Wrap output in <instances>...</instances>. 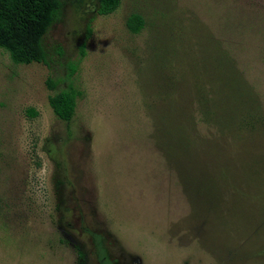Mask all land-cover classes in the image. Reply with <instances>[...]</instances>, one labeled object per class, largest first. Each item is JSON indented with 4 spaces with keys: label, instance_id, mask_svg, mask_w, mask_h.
I'll return each mask as SVG.
<instances>
[{
    "label": "rangeland",
    "instance_id": "374dc122",
    "mask_svg": "<svg viewBox=\"0 0 264 264\" xmlns=\"http://www.w3.org/2000/svg\"><path fill=\"white\" fill-rule=\"evenodd\" d=\"M222 1L64 0L47 64L0 49V264H264V0Z\"/></svg>",
    "mask_w": 264,
    "mask_h": 264
},
{
    "label": "trees",
    "instance_id": "16d2710c",
    "mask_svg": "<svg viewBox=\"0 0 264 264\" xmlns=\"http://www.w3.org/2000/svg\"><path fill=\"white\" fill-rule=\"evenodd\" d=\"M63 1L64 0H0V49L7 52L11 60L16 64H31L33 62L47 64V52L44 47L43 38L49 27L58 18ZM98 1V13L104 15L116 11L121 3V0ZM225 1L226 0H223L222 3H225ZM126 24L130 32L138 34L145 26V19L142 14L134 12L128 17ZM221 24L225 26L224 29L234 31L231 28L233 21L228 20V18L223 19ZM243 43L244 42H242V45ZM216 44L220 45L223 53L229 56H236L234 51H230L225 47L223 40L217 38L213 41V46ZM213 46L210 48H214ZM82 53L84 54V50H82ZM241 59L242 66L244 65L245 67L244 62L250 65L249 59ZM226 70V67L222 65L220 85L225 88H231L224 78V76L228 74ZM250 82L249 78L243 81V83H247L252 87L253 93H258L259 90L255 89V85ZM47 85L50 90H54L57 87V82L53 79H48ZM221 90L224 89L221 88ZM81 95L82 92L77 87L69 85V87L55 94H51L49 96V104L59 119L70 121L76 113L77 101ZM246 107L245 112L237 118L239 124H242V129L250 130L253 129L254 124L257 122L264 123V110L261 109L259 104L255 102L246 105ZM199 113L201 115V120L206 123L209 128L215 129L213 124L215 120L213 112L207 110ZM31 114L36 115V111L32 110ZM198 120L200 121V119ZM228 120H231V118H228ZM78 253L80 257H84L82 251L78 250Z\"/></svg>",
    "mask_w": 264,
    "mask_h": 264
}]
</instances>
